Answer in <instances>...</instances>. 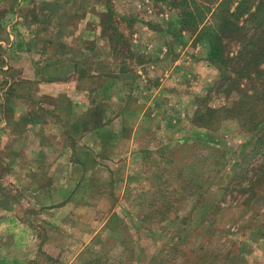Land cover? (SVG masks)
I'll return each mask as SVG.
<instances>
[{
    "label": "rangeland",
    "instance_id": "rangeland-1",
    "mask_svg": "<svg viewBox=\"0 0 264 264\" xmlns=\"http://www.w3.org/2000/svg\"><path fill=\"white\" fill-rule=\"evenodd\" d=\"M221 1L95 0V32L110 38L107 54L97 59L106 67L104 74L119 82L110 103L119 117L95 124L124 138L115 153L94 154L79 144L68 155L82 168L81 199L91 198L94 185L105 194L99 201L100 228L95 233V214L90 227L71 223L90 237H73L65 262L47 255L43 240L50 234L58 241L60 233L42 210L57 206L58 189L67 188L59 174L69 168L47 169L46 177L45 168L37 167L29 178L28 168L11 166L17 153L0 148V208L17 210L36 234L30 247L19 248L3 245L0 233V264L12 258L23 264H86L91 258L94 264H264V166L259 165L264 158L251 146L253 134L264 131V118L253 134H244L232 112L206 120L203 111L239 100L233 87H219L231 70L211 57L208 26L199 24L211 20L210 11ZM0 37L1 88V67L11 63L5 50L11 39L4 32ZM223 42L222 54L233 55L232 42ZM242 102L255 107L246 97ZM54 155L36 154L41 162ZM91 158L103 164L109 159L113 178L106 169L95 174L87 166ZM47 184H53L52 195L42 199L38 192Z\"/></svg>",
    "mask_w": 264,
    "mask_h": 264
},
{
    "label": "crops",
    "instance_id": "crops-1",
    "mask_svg": "<svg viewBox=\"0 0 264 264\" xmlns=\"http://www.w3.org/2000/svg\"><path fill=\"white\" fill-rule=\"evenodd\" d=\"M3 32L11 39L5 45L11 63L1 67L4 82L0 88V148L17 153L18 158L11 166L28 168L29 178L34 177L30 170L37 167L45 168L46 177L47 169L69 168L59 174L68 189H58L61 196L57 197V206L42 210L43 218L56 224L52 229L60 233L58 241H53L49 234L42 245L47 248V255L65 262L68 242L73 237L75 240L90 237L83 230L75 231L71 223L90 227L95 214L96 233L100 228L98 209L102 208L99 201L105 198L98 185H94L91 198L81 199L77 183L82 168L69 159L68 153L79 144L94 154L115 153L118 141L124 138L114 128L107 131L109 128L95 124V120L114 121L119 117L110 106L115 98L112 91H116L119 82L104 74L106 67L97 59L99 53L107 54L108 40L95 32V0H2L0 34ZM125 139L130 142L131 133ZM43 151L55 155L41 162L36 154ZM107 162L98 163L91 158L87 166L95 174L106 169L107 175L112 176V163L109 159ZM1 165L8 167L3 162ZM47 183L50 184L49 180ZM48 184L42 188L43 193L38 192L42 199L52 195L48 188L53 184ZM53 212H57V218L50 216ZM21 221L17 210L0 208L3 245L24 248L35 242L36 234ZM10 264L23 262L12 258Z\"/></svg>",
    "mask_w": 264,
    "mask_h": 264
},
{
    "label": "trees",
    "instance_id": "trees-1",
    "mask_svg": "<svg viewBox=\"0 0 264 264\" xmlns=\"http://www.w3.org/2000/svg\"><path fill=\"white\" fill-rule=\"evenodd\" d=\"M232 2L234 4L230 7ZM209 15L211 20L205 19L199 22L201 26L204 24L208 26L209 54L215 61L226 63L231 70V76L224 75L222 82L218 85L225 89L233 87L239 100L227 106L228 108L225 106L219 109L205 108L204 115L206 113L208 115L206 120H209L210 117L222 111L232 112L230 116L235 115L233 119L239 122L237 124L243 129L240 131L244 134H253L264 118L262 115L264 108V0H222L216 10L212 9ZM107 40L110 43L109 36ZM223 41H230L235 46L233 55H228L229 52L222 54L226 46ZM239 78L246 82H237ZM244 97L248 98L256 108L249 107L248 102L244 106V102L241 103ZM232 109L235 111H231ZM256 115L261 116L256 119L253 117ZM253 135L251 146L257 148L258 155L262 154V160L264 149L260 150V148L264 147V131ZM259 165L263 167L264 160ZM259 165L257 167H260ZM94 262V258H91L86 264H94Z\"/></svg>",
    "mask_w": 264,
    "mask_h": 264
}]
</instances>
